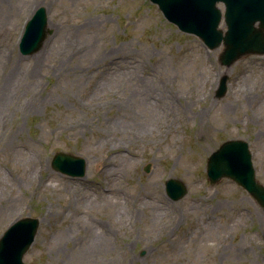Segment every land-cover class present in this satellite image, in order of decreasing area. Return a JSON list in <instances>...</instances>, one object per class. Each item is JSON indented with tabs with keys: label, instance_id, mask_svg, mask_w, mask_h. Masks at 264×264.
Wrapping results in <instances>:
<instances>
[{
	"label": "rangeland",
	"instance_id": "rangeland-1",
	"mask_svg": "<svg viewBox=\"0 0 264 264\" xmlns=\"http://www.w3.org/2000/svg\"><path fill=\"white\" fill-rule=\"evenodd\" d=\"M40 5L50 31L38 51L23 55L20 36ZM220 26L227 29L224 20ZM223 49L181 31L150 0H0L1 87L5 75H16L9 122L0 123V164L9 158L1 149L13 125L21 127L15 140L35 143L19 151H31L44 169L25 181L1 168L0 237L34 216L40 224L28 264H264V206L231 179L212 185L206 171L220 143L244 139L264 184V54L226 66ZM225 74L228 90L217 97ZM140 83L157 90L160 102L138 96L122 103ZM228 103L234 107L226 115ZM118 145L114 175L95 172L93 164ZM58 151L84 157L85 175L56 170ZM104 177L114 188L107 194ZM169 178L185 183L182 198L167 194ZM144 191L154 200H137ZM12 198L15 206L1 209ZM169 202L175 211L166 215L160 209ZM96 220L104 225L93 239Z\"/></svg>",
	"mask_w": 264,
	"mask_h": 264
},
{
	"label": "water",
	"instance_id": "water-1",
	"mask_svg": "<svg viewBox=\"0 0 264 264\" xmlns=\"http://www.w3.org/2000/svg\"><path fill=\"white\" fill-rule=\"evenodd\" d=\"M158 4L165 17L185 32L201 38L209 47L222 42L220 61L227 66L249 54H264V0H151ZM223 2L227 30L220 28ZM48 13L45 6L37 8L27 22L20 42L24 55L36 52L49 33ZM229 76L223 75L217 97L225 95ZM52 165L55 169L83 176L86 159L72 153L57 152ZM207 173L212 185L228 177L242 185L264 206V184L255 176L248 143L243 139H228L212 151L207 161ZM166 191L173 199L183 197L187 188L175 178L166 183ZM37 217L27 216L12 224L0 237V264H27L23 257L34 241L39 227Z\"/></svg>",
	"mask_w": 264,
	"mask_h": 264
},
{
	"label": "bare ground",
	"instance_id": "bare-ground-1",
	"mask_svg": "<svg viewBox=\"0 0 264 264\" xmlns=\"http://www.w3.org/2000/svg\"><path fill=\"white\" fill-rule=\"evenodd\" d=\"M94 18H90L89 22H91ZM113 62V61H112ZM16 77L15 73H10L9 75H5V77L1 80V82H3V86L1 87L0 84V123H3V125L8 124L9 122V106L10 105V97L12 95L13 90V79ZM137 89H130V97H121V101L122 103L124 102H130V98L132 99H136V97L140 96L141 101L143 103H147V104H151V103H157L158 101L160 102L161 100V96L157 93V90L150 88L148 85H146L145 83H140V85L137 86ZM234 93V91H233ZM247 96V95H246ZM129 98V99H128ZM169 100L171 99V96H165L164 100ZM191 100V99H190ZM190 102V101H189ZM186 99V105L189 103ZM168 104H166L167 106ZM234 107V105L232 103H228L225 105L224 107V113L227 115L229 114V110L232 109ZM36 108V106L34 107V109ZM175 105L172 104V102L170 101V105H169V110L170 109H175ZM172 110L168 111L167 116H169V114H171ZM166 118V115H165ZM80 125V122H76L73 124L74 127H78ZM60 127V124L58 125V128ZM143 127L145 128L144 125L140 124V128ZM21 127H19L16 131V128L11 125L7 128V132H5V139L2 141V149L1 151H4L6 154L9 155V158L7 160V163H5L4 165L0 164V171L2 167L7 168L6 172L7 174L12 177V178H17V177H22V180L25 181H31V180H35L36 179V172L37 169L40 168L42 169V165L39 161H37L35 159V157L32 156L31 151H19L22 148L25 149H29L30 146H32V144H35L32 141L26 140V139H19V140H15L13 138L14 133L16 132H20ZM262 133L264 134V131H262ZM39 137H36L35 140H38ZM112 153L110 155L105 156L102 160L96 162L95 164H93L94 166V171L98 172V173H104L107 175H114V171L117 168V161H115V157L116 155L119 153L118 151H120L122 149L121 145L118 146H113L112 148ZM34 150V149H33ZM30 152V156H27L26 153ZM20 158L21 163L20 166L17 162L18 158ZM125 159V158H122ZM118 164H122V161ZM44 170V169H42ZM47 171V169H46ZM93 171V172H94ZM49 177V175L45 178V180ZM103 177V176H102ZM105 180L107 181V185L104 187V192L110 193L114 188L109 185L111 184V181L107 180L106 177H104ZM44 180V181H45ZM3 179L0 178V189L3 183ZM44 182L39 183V187H43ZM152 192H148V191H144V193H140L137 195V200H139V198H143V199H150V200H154V198L152 197ZM1 194V191H0ZM11 204L10 206L8 205H4L2 204L1 209L7 208V209H12L15 206V199L12 198L10 199ZM171 204V207H163L160 210H164V214L167 215L168 214H172V211H175V204L172 202H169ZM156 208V207H155ZM160 206H157V209H159ZM256 215L258 218H260L261 214L258 212V210L256 209L255 211ZM176 222V217H174L172 220L168 221L166 223V227L165 228H170L174 225V223ZM96 225H93L90 229H88V233L89 236H92L93 239H95L96 237V231L98 230V228H101L100 226L104 225L103 221H95Z\"/></svg>",
	"mask_w": 264,
	"mask_h": 264
}]
</instances>
